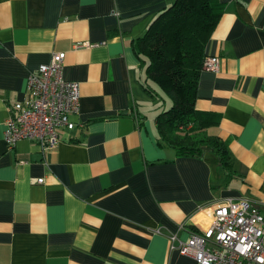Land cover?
Returning a JSON list of instances; mask_svg holds the SVG:
<instances>
[{"label":"crops","instance_id":"0c3cea01","mask_svg":"<svg viewBox=\"0 0 264 264\" xmlns=\"http://www.w3.org/2000/svg\"><path fill=\"white\" fill-rule=\"evenodd\" d=\"M175 0H0V264H198L170 250L244 199L264 214V0H218L206 45L217 71L198 79L195 109L226 146L178 156L160 140L134 51ZM64 52L62 78L79 85L75 128L59 143L4 142L28 77ZM41 180V183L38 181Z\"/></svg>","mask_w":264,"mask_h":264},{"label":"built area","instance_id":"2783aa9c","mask_svg":"<svg viewBox=\"0 0 264 264\" xmlns=\"http://www.w3.org/2000/svg\"><path fill=\"white\" fill-rule=\"evenodd\" d=\"M64 58V52L52 54L48 64L28 77V97L12 106L5 123L3 139L9 148L30 140L49 150L59 143L57 130L75 128L70 117L79 111V85L63 80ZM218 66L217 58L208 57L203 70L217 71ZM169 241L170 250L198 264H264V214L247 200L228 199L214 207L205 230L192 232L185 242L176 234Z\"/></svg>","mask_w":264,"mask_h":264},{"label":"trees","instance_id":"16d2710c","mask_svg":"<svg viewBox=\"0 0 264 264\" xmlns=\"http://www.w3.org/2000/svg\"><path fill=\"white\" fill-rule=\"evenodd\" d=\"M223 8L218 0H175L159 12L134 51L146 64V90L169 107L156 117V129L178 156H200L210 148L227 165L222 141L205 130L218 124L215 116L195 109L198 79L208 58L206 45Z\"/></svg>","mask_w":264,"mask_h":264},{"label":"rangeland","instance_id":"374dc122","mask_svg":"<svg viewBox=\"0 0 264 264\" xmlns=\"http://www.w3.org/2000/svg\"><path fill=\"white\" fill-rule=\"evenodd\" d=\"M165 98V102H162L161 106L159 105V107H163V110L167 109L169 107V100Z\"/></svg>","mask_w":264,"mask_h":264}]
</instances>
